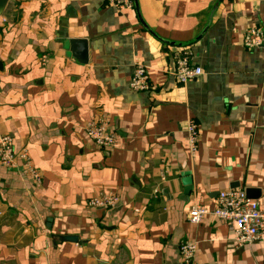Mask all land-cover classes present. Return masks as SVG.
Returning a JSON list of instances; mask_svg holds the SVG:
<instances>
[{
    "label": "crops",
    "instance_id": "obj_1",
    "mask_svg": "<svg viewBox=\"0 0 264 264\" xmlns=\"http://www.w3.org/2000/svg\"><path fill=\"white\" fill-rule=\"evenodd\" d=\"M139 9L8 0L0 140L26 150L42 182L20 159L0 163V264H181L184 241L197 243L196 264H264V241L237 248L232 224L188 220L228 190L253 191L264 209V46L243 45L248 29H264V0H139ZM72 40L87 43L86 63ZM184 54L203 75L182 85L173 74ZM139 64L150 93L130 87ZM101 117L118 136L112 149L84 134ZM190 121L201 131L195 156ZM102 194L116 206L90 208Z\"/></svg>",
    "mask_w": 264,
    "mask_h": 264
},
{
    "label": "built area",
    "instance_id": "obj_2",
    "mask_svg": "<svg viewBox=\"0 0 264 264\" xmlns=\"http://www.w3.org/2000/svg\"><path fill=\"white\" fill-rule=\"evenodd\" d=\"M117 12L126 14L134 9V0H105ZM243 45L247 49L264 46V29L253 27L245 32ZM45 61V60H44ZM179 84L185 85L203 75V69L191 64L189 56H178L173 74ZM130 87L136 92L150 93L155 90L150 82L147 68L139 64L132 76ZM85 136L100 149H112L118 142V136L111 130L106 117L98 118L83 126ZM187 143L192 156L199 147L201 131L197 124L190 121L186 124ZM17 159L22 160V168L28 173L36 186H41L42 176L33 165L26 150L17 152L13 138L5 135L0 140V163L5 168L16 167ZM166 179L163 178V181ZM118 199L113 194H102L89 202L92 209L109 210L116 206ZM209 217L216 218L221 223H230L233 227V245L243 248L258 241H264V209L261 205L248 198L245 191L228 190L219 193L216 208L208 209L194 205L189 212L188 220L192 225H198ZM198 246L196 242L184 241L180 247L181 264H196Z\"/></svg>",
    "mask_w": 264,
    "mask_h": 264
},
{
    "label": "water",
    "instance_id": "obj_3",
    "mask_svg": "<svg viewBox=\"0 0 264 264\" xmlns=\"http://www.w3.org/2000/svg\"><path fill=\"white\" fill-rule=\"evenodd\" d=\"M7 3H8V0H0V15L3 13L5 7L7 6ZM218 6H219L218 4L215 6V8H214V10L212 12V17L210 19V22H209L208 26L205 28L204 32L201 34V36H203L207 32V30L209 29V27L211 25V22H212L213 15L216 13V11L218 9ZM134 8L137 10V12H139V10H140L139 9V0H134ZM142 24L149 31L150 34H152L154 37H156L160 41L165 42L157 34H155L151 30V28L147 26V24L143 20H142ZM165 43H167V42H165ZM70 46H71V49H73L75 47H79V48H81L83 50L80 61L83 62V63H86L87 62V53H88L87 43L84 42V41L72 40L70 42ZM189 189L190 190H187V192L191 191L192 187H190ZM251 193H253V191L248 190L247 196H248L249 199L253 200V199H259L260 198L259 196H253ZM65 241H70V242H76L77 243L79 241V239L77 237H72L71 236V237H66Z\"/></svg>",
    "mask_w": 264,
    "mask_h": 264
}]
</instances>
